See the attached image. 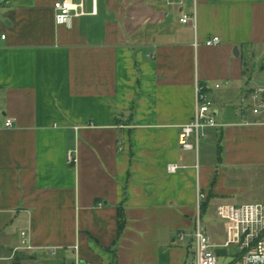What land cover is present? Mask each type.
Wrapping results in <instances>:
<instances>
[{
    "label": "crops",
    "instance_id": "1",
    "mask_svg": "<svg viewBox=\"0 0 264 264\" xmlns=\"http://www.w3.org/2000/svg\"><path fill=\"white\" fill-rule=\"evenodd\" d=\"M56 1L0 0V259L195 264L178 233L194 226L198 179L204 218L264 187L250 97L264 85V0H73L86 13L72 27ZM195 7L197 25L182 23ZM196 79L217 121L198 152L178 142ZM24 229L41 248L12 257Z\"/></svg>",
    "mask_w": 264,
    "mask_h": 264
},
{
    "label": "built area",
    "instance_id": "2",
    "mask_svg": "<svg viewBox=\"0 0 264 264\" xmlns=\"http://www.w3.org/2000/svg\"><path fill=\"white\" fill-rule=\"evenodd\" d=\"M56 11V22L59 25L72 27L74 18L86 13L85 3L81 1L74 3L73 0H57L54 3ZM198 14L195 7L193 12L184 13L180 17L182 23L192 22L197 25ZM5 39L6 34H0ZM221 37L218 35L209 37L205 40L206 45H218L221 43ZM196 46L199 44L195 43ZM219 87L220 84H216ZM212 86L201 83L199 79L195 82V110L192 119L180 127L178 136L179 144L185 149H194L197 152L200 148V142L208 136V129L217 126L216 115L209 95ZM251 110L255 114L264 112V85L254 87L250 92ZM5 127H12L13 120L6 119ZM77 156L74 150L67 153V162L76 164ZM179 165L170 163L169 172H176ZM198 167V165H197ZM196 217L193 230L189 233L179 231L178 237L184 241L190 237L194 244L195 264H221L219 254L216 251L217 244L213 241L208 232L205 222L204 204L207 200V194L202 189L198 179L196 183ZM215 215L226 225V239L221 244L223 247H234L235 256L228 264H264V202H245L242 204L221 203L215 208ZM21 244L15 248L19 250H34L37 247L33 244L32 237L28 230L21 231ZM11 257V258H12ZM79 264V263H76Z\"/></svg>",
    "mask_w": 264,
    "mask_h": 264
},
{
    "label": "rangeland",
    "instance_id": "3",
    "mask_svg": "<svg viewBox=\"0 0 264 264\" xmlns=\"http://www.w3.org/2000/svg\"><path fill=\"white\" fill-rule=\"evenodd\" d=\"M257 72H259V65H257L255 68V73H257ZM255 73H254V75H256ZM261 187L260 186L254 187L256 189V191L258 190L257 193H253V195L248 197V199H244V197L241 196L240 197L241 201L239 199H238L239 201L236 199V200H234V204H242L245 202H264V187L263 188H261ZM205 221H206V225H207L209 232L216 236V237H213V235H212V239L216 238L214 240H216L217 242H220V243L224 242V240H225V233H224V226H223L224 224H223V221L215 215L214 211H209L207 213ZM192 230H193V228H192ZM182 231H184V230H182ZM216 251L219 254V259H220L221 264H228L233 259V257L235 256V253H236V249L232 246L223 247L221 245H218L216 247ZM22 258H23L22 255L19 254L15 258V260H17L19 262L22 261L23 264H27V262L24 261ZM13 262L14 261H12V260L0 259V264H13ZM36 264H39V263L36 262Z\"/></svg>",
    "mask_w": 264,
    "mask_h": 264
},
{
    "label": "trees",
    "instance_id": "4",
    "mask_svg": "<svg viewBox=\"0 0 264 264\" xmlns=\"http://www.w3.org/2000/svg\"><path fill=\"white\" fill-rule=\"evenodd\" d=\"M206 209H207V204L205 202V204H204V212L206 211ZM121 225H123V224H121Z\"/></svg>",
    "mask_w": 264,
    "mask_h": 264
},
{
    "label": "water",
    "instance_id": "5",
    "mask_svg": "<svg viewBox=\"0 0 264 264\" xmlns=\"http://www.w3.org/2000/svg\"><path fill=\"white\" fill-rule=\"evenodd\" d=\"M235 50H237V48ZM14 264H21V263L19 261H16L14 262Z\"/></svg>",
    "mask_w": 264,
    "mask_h": 264
}]
</instances>
